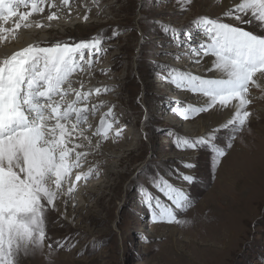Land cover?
Returning <instances> with one entry per match:
<instances>
[{"label":"rangeland","instance_id":"1","mask_svg":"<svg viewBox=\"0 0 264 264\" xmlns=\"http://www.w3.org/2000/svg\"><path fill=\"white\" fill-rule=\"evenodd\" d=\"M56 1L51 12L57 18L48 20L50 14L44 13L20 27L24 34L18 32L9 41L4 35L9 43L0 50L11 55L36 42L50 46L101 39L91 67L86 53L83 70L70 78L73 89L91 92L77 105L88 109L79 125L88 139L75 141L84 145L76 151L88 155L64 185L67 193L74 183V191L61 195L47 213L44 246L22 256L19 264H264V111L255 110L264 108V101L249 104L246 126L233 132L220 128L231 111L217 107L188 119L172 111L199 107L205 98L165 79L171 69L218 75L207 71L210 58L197 64L195 56L184 55L187 49L177 47L171 29L181 35L196 32L194 21L208 16L264 34L257 22L240 24L223 17L239 0ZM17 44L22 48L16 49ZM252 95L250 89L249 98ZM74 99L73 92L64 106ZM110 109L106 123L112 128L105 140L95 133ZM218 128L215 142L226 152L219 163L208 147L181 149L174 143L177 137L196 139ZM89 168V178L76 181V175ZM157 172L193 202L187 210H176L178 219L187 221L183 226L151 220L141 187L170 203L149 183ZM180 173L193 176V182L182 181Z\"/></svg>","mask_w":264,"mask_h":264},{"label":"snow or ice","instance_id":"2","mask_svg":"<svg viewBox=\"0 0 264 264\" xmlns=\"http://www.w3.org/2000/svg\"><path fill=\"white\" fill-rule=\"evenodd\" d=\"M188 2L190 0H183V3ZM46 3L50 9L56 7L49 0H0V21L11 17L27 21L32 14L43 13ZM62 3L68 5L69 0H62ZM21 8L29 11H19ZM223 17L240 24L251 25L255 21L264 33V0H239L224 11ZM54 18H57L56 13L47 17L48 20ZM21 26L29 25L17 23L15 29ZM194 26L196 32L188 30L182 35L171 29L175 43L177 47L187 49L184 55L195 56L197 64L210 58L211 68L207 71L218 75L206 77L169 70L165 79L170 83L205 98L199 107L181 106L172 111L188 119L190 114L198 115L217 107L234 109L231 118L220 128L239 132L251 115L247 110L252 103L250 89L261 88L258 81H264V34L244 30L232 22H224L221 17L201 16L194 21ZM163 30L169 31L166 26ZM101 42L98 38L76 43L56 41L50 46L36 42L0 57V264H19L22 256L27 257L42 248L47 238L48 211L55 207L61 195L75 189L72 183L65 193L64 185L69 181L72 169L81 167L82 158L88 155L76 151L84 145L75 141L88 139L79 128L87 119L88 109L77 105L81 100L86 101L91 92L73 89L70 78L83 70L86 53V63L91 67L93 57L101 50ZM73 92L75 99L64 106L65 98ZM95 92L99 94L101 89L97 88ZM95 108L93 105V111ZM110 115L111 109L101 117L95 133L105 140L112 128L110 122L106 123ZM220 128L196 139L177 137L174 143L181 149L208 147L214 153L215 162L219 163L226 155L225 149L215 142ZM231 146V143L227 145L228 148ZM185 166L194 167L193 164ZM92 172L89 168L87 172L77 174L75 179L87 180ZM179 175L189 184L194 180L191 175ZM149 183L170 202L165 203L147 187L139 189L152 222L186 224L187 221L178 219L176 210L184 211L192 206L188 194L159 172ZM48 247L52 248V244Z\"/></svg>","mask_w":264,"mask_h":264},{"label":"bare ground","instance_id":"3","mask_svg":"<svg viewBox=\"0 0 264 264\" xmlns=\"http://www.w3.org/2000/svg\"><path fill=\"white\" fill-rule=\"evenodd\" d=\"M49 2L52 3V4L57 3L56 0H49ZM59 4L57 5V7H59ZM51 9L47 6V3H46L45 4V10H44L43 13L36 14L35 16H33V14H32L28 18L27 21H20L18 17H16L15 19H12V20L8 19L7 21H2V22L0 21V29L4 30V31L0 32V46H2V44H4V43H6V44L9 43V42H6V41L3 40L4 35H6V38L9 41L10 38H12V36H14L18 32H21V34H24V32H23V30L21 28L15 29V25L17 23H20L21 25H23L25 23H27L28 25L32 24L33 22H35V19L43 16L44 13H47V14L51 15L52 14ZM19 11H29V9L21 8V9H19ZM40 36H41V34L39 33V38H40ZM24 37H25L24 39L26 40L27 36L24 35ZM21 45L22 44H17V45H15V48L16 49H20V48H22ZM23 47H25V46H23ZM14 51H16V50H14ZM2 54H3V51L0 50V57H2ZM258 83L261 84V88H256V87H252L251 88V91L253 92V95H252V99L251 98L250 99L252 100L253 105H260L264 101V90H262V89H264V81H258ZM251 108H252V105L247 107V109H251ZM255 110L263 112L264 108L263 107L262 108H257V109L255 108ZM223 111H226L225 113H228V112L231 111V115H233L234 109H223ZM50 124H54V121L50 122ZM67 189H66V191H67Z\"/></svg>","mask_w":264,"mask_h":264}]
</instances>
